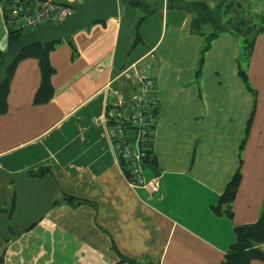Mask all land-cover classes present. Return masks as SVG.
<instances>
[{"label":"crops","instance_id":"obj_1","mask_svg":"<svg viewBox=\"0 0 264 264\" xmlns=\"http://www.w3.org/2000/svg\"><path fill=\"white\" fill-rule=\"evenodd\" d=\"M258 1L250 2L264 11ZM118 2L117 16L54 44L47 102L36 101L38 57L12 70L0 112V264H223L235 227L264 210V31L245 62L242 39L221 32L200 67L206 35L192 31L190 9ZM9 28L0 0L4 52ZM146 62L160 99L157 168L146 170L160 180L157 192L130 186L106 123L111 88L129 99L137 92L122 71ZM238 169L233 215L218 214Z\"/></svg>","mask_w":264,"mask_h":264},{"label":"trees","instance_id":"obj_2","mask_svg":"<svg viewBox=\"0 0 264 264\" xmlns=\"http://www.w3.org/2000/svg\"><path fill=\"white\" fill-rule=\"evenodd\" d=\"M10 0H4V7L6 17L8 20L7 4ZM180 4L187 7L193 12L192 20V31L206 35V43L202 48V56L200 59V67L203 62L204 54L210 47L212 40L218 36L221 32H230L236 34L242 39V62L248 60L252 51L253 45L257 36L264 31V11L253 6V3L248 1H231L227 2V8L223 17L215 19L214 28H208L210 21L203 20L206 16L207 11L204 14L198 15L191 5L187 4L185 0H178ZM212 21V20H211ZM220 21V22H219ZM9 23V20H8ZM9 39L10 46L15 43L19 37L24 33L20 29L14 28L9 25ZM32 30V29H31ZM30 31V30H29ZM54 43L48 44L45 48H42L40 44H35L27 47L23 50L21 55L16 59L12 66L8 69V78L1 82L0 81V112L4 113L8 107V94L10 89V80L12 70L16 62L26 56H34L40 59L42 68V82L36 94V101L39 103L47 102L52 97L54 90L52 85V75L54 68L50 62V52L53 48ZM9 51V50H8ZM0 50V63L2 62L5 55L8 53ZM245 80L247 76L245 70L242 69ZM153 140L148 144L147 156L143 159V165L145 173L148 168H157L156 157L153 151ZM121 166L125 171L128 170L126 163L122 160ZM147 175V174H146ZM241 181V171H238L233 176L232 180L228 183L219 203L213 208L218 214L226 213L228 216L233 215V202L236 197L238 187ZM236 241L228 248L223 264H251L253 259L264 260V251L261 245L264 243V210L261 213L257 221L249 224H243L235 227ZM134 264H141L135 260H131ZM143 264V263H142ZM148 264H157L155 261L149 262Z\"/></svg>","mask_w":264,"mask_h":264},{"label":"built area","instance_id":"obj_3","mask_svg":"<svg viewBox=\"0 0 264 264\" xmlns=\"http://www.w3.org/2000/svg\"><path fill=\"white\" fill-rule=\"evenodd\" d=\"M78 0H10L7 4L9 25L23 32L48 23L58 24L75 12L70 4ZM154 57L152 52L149 54ZM150 62L141 68L132 66L122 71V76L131 78L137 87L131 99L117 88H111L115 100L107 104L106 123L116 157L126 163L127 171L121 169L130 186L159 191L161 183L157 176L148 178L143 159L153 140L160 99L155 76L149 73ZM135 132L129 137L127 132ZM156 262V261H155ZM159 264L158 262H156Z\"/></svg>","mask_w":264,"mask_h":264},{"label":"water","instance_id":"obj_4","mask_svg":"<svg viewBox=\"0 0 264 264\" xmlns=\"http://www.w3.org/2000/svg\"><path fill=\"white\" fill-rule=\"evenodd\" d=\"M70 6L75 9V12L62 22L44 24L24 32L10 46L8 53L0 63L1 82L8 78L9 67L27 47L40 44L42 48H45L50 43L70 40L76 31L119 14L118 0H85L71 3ZM127 134L129 137L135 136V132L132 130H129Z\"/></svg>","mask_w":264,"mask_h":264},{"label":"rangeland","instance_id":"obj_5","mask_svg":"<svg viewBox=\"0 0 264 264\" xmlns=\"http://www.w3.org/2000/svg\"><path fill=\"white\" fill-rule=\"evenodd\" d=\"M187 4L191 5V7L195 10L196 14L201 15L204 14L202 10H206L207 14L203 17V20L210 21V23L215 22V19L220 16L223 17L225 13V8H227V2H231L233 0H185ZM239 1V0H235ZM243 2L251 1V0H240ZM259 2L258 0H256ZM260 3V2H259ZM205 15V14H204ZM212 20V21H211ZM220 22V21H219ZM214 24H211V28L213 29Z\"/></svg>","mask_w":264,"mask_h":264}]
</instances>
